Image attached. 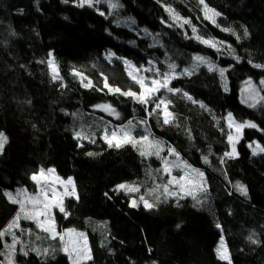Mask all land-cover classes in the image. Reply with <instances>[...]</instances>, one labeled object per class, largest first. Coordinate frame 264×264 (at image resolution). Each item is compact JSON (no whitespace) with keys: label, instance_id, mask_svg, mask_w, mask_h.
I'll list each match as a JSON object with an SVG mask.
<instances>
[{"label":"trees","instance_id":"obj_1","mask_svg":"<svg viewBox=\"0 0 264 264\" xmlns=\"http://www.w3.org/2000/svg\"><path fill=\"white\" fill-rule=\"evenodd\" d=\"M119 2L122 7L113 11L105 3L81 8L73 0H39L38 4L37 0H0V132L8 137L0 155V230L18 211V205L10 203L3 192L15 193L18 188L35 192L30 175L40 167L54 168L59 176L75 181L79 199L66 198L70 215L64 218L57 213L56 223L59 230L73 228L86 234L92 260L85 264H228L216 252L221 236L231 264H264V153L254 156L248 147L255 142L264 146V131L245 128L236 146L238 156L220 163L223 153L230 151L225 119L229 112L237 121H252L264 129V106L250 108L240 98L246 80L258 84L264 79V69L253 67L264 65V0H206L222 14L217 18L220 28L203 19L198 0ZM165 5L190 18L206 39L223 42L218 45L220 51L190 39L189 25L169 27L172 21ZM222 28L233 29L241 39ZM157 40L162 47L152 46ZM108 50L137 66L153 60L161 71L175 63L180 72L195 63L196 55L227 69L221 78L219 72L201 66L193 75L171 82L211 111L179 94H167L179 126L148 118L155 137L205 172L209 195L203 207H193L191 198L179 200L177 206V198H169L151 210L142 204L133 208V194L113 191L120 183L136 182L144 185L141 190L145 192L167 177L155 172L161 167L155 157H141L131 145L109 148L100 138L106 122L119 126L147 118L143 107L130 98L98 90L103 86L101 73L110 85L138 90L123 62L105 57ZM49 52L62 79L53 80L52 69L40 63L50 58ZM73 68L91 79L93 86L83 87L81 78L72 74ZM104 103H111L121 119L94 107ZM81 128L95 132L96 143L77 140L74 133ZM136 131L142 134L141 127ZM89 151L98 155L87 156ZM150 170L156 179L149 177ZM236 182L247 187V196L235 190ZM22 222V228L33 230L30 236L17 231L23 243L28 248L48 249L49 256L44 260L30 251L24 257L19 244L17 264H71L60 251L59 238L48 239L33 222ZM37 234L41 239H36ZM250 235L258 243L249 241ZM5 242L10 244L11 237L0 240V252H6Z\"/></svg>","mask_w":264,"mask_h":264},{"label":"snow or ice","instance_id":"obj_2","mask_svg":"<svg viewBox=\"0 0 264 264\" xmlns=\"http://www.w3.org/2000/svg\"><path fill=\"white\" fill-rule=\"evenodd\" d=\"M38 2L39 0H37V4ZM63 2L69 3V0H63ZM73 2L77 7L81 8L85 6L96 7L101 3L107 4V6L113 11L122 7L119 0H73ZM198 5L201 6L203 19L209 21L217 28H220V25L217 23V18L222 14L209 6L206 0H198ZM96 10L100 12V15H105V12L100 11L99 8H96ZM165 11L169 13V17L172 21V23L168 25L169 27L179 26L183 28L184 25H189L193 33V36L189 37L190 39L195 38L200 43L216 48L217 51H220L218 45L223 44V42L217 41L213 37L206 39L204 36L200 35L197 27L192 24L191 19L182 17L174 8L165 5ZM129 19L131 20V18ZM131 23L134 24L135 21L131 20ZM221 30L230 32L232 35L236 36L237 40L241 39V37L231 28H222ZM145 32L147 33V29H145ZM148 35L152 34L148 33ZM249 35L248 29L244 28V37H248ZM153 39L155 40V37H153ZM152 46L162 47L163 45H160L157 40L156 44ZM229 47L231 46L229 45ZM48 55L50 58L46 61H40V63H47L49 68L52 69L53 80L62 79L59 76L58 66L54 62L55 58L53 54L49 52ZM113 56H115V53L109 52L106 58L111 60V57ZM193 59L195 63L190 67L184 68L180 72H177L178 65L175 63H168V70L161 71V69L156 66V62L152 60L147 62L148 67H137L132 64L131 61L124 60L123 63L127 75L132 81V84L138 86L137 91H133L131 87H129L128 90H122L119 86L110 85L108 83V77L101 73V76L103 77V86L98 90L103 91L104 89H107L109 94H119L130 98L134 103L143 107L147 118L141 119L137 124H134L133 120H128L126 124L119 125L115 128H110V122H106L100 138L109 148L120 149L127 145H131L141 157L146 159L155 157L161 162V167L155 169V172L168 177L162 183H156L154 186L147 187L146 191L143 193H141V188L144 187L143 184L126 182L116 185L115 189H113L114 192L139 194L138 196H134L130 201V206L133 208L142 204L143 207L151 210L152 208L157 207L159 203L166 202L169 198H177V206H180L179 200L191 198L195 202L193 207H203L208 198L209 186L205 173L201 169L193 167L187 160L183 159L176 148L167 145L164 140L155 137L148 124V118L155 117L157 122L162 123L163 125L173 124L177 127L179 126L176 123L177 116L175 112L170 111V107L174 106L173 100L169 98L167 94H172L173 96L179 94L182 99H186L193 104H199L200 108L208 110L206 105L195 100L187 92L172 87L171 82L181 76L193 75L201 66H206L209 71L219 72L221 78H224L227 69L217 67L212 60L205 56L196 55ZM235 59L239 60L240 58L237 56ZM248 62L250 64L252 63L251 60ZM253 67L264 69V65L262 64H254ZM145 73H151V76L145 75ZM72 74L81 78L83 87L88 88L93 86L91 79L84 77L83 74L75 68H73ZM225 90H227V87H225ZM262 92H264V79H261L258 84L254 83L251 79L246 80L245 87L242 89L241 102L247 104L250 108H256L258 104L264 106V103H262L264 102V95L261 94ZM94 107L100 111L106 112L110 116H115L116 119H121L120 113L111 103L99 104ZM225 119L228 125L227 141L230 145V151L224 152L220 157L221 164L225 163V158L233 159L238 156L236 146L242 138V130L244 128H254L264 131V129H259V126L252 121H237L231 112L227 114ZM138 126L142 128V134L137 133L136 130ZM233 129H235V133H233ZM74 135L77 140H88L90 143H96L95 132L89 134L81 128V130L76 131ZM7 143V135L0 132V155L3 154ZM79 146L83 147V144H80ZM248 147L252 149V155L254 156L264 153V146L259 142H255V146L250 143L248 144ZM165 152H167V155H163ZM86 155L95 156L98 154L89 151L86 152ZM204 162L209 163L207 156H204ZM174 172L177 174L174 175ZM147 174L149 177L156 179L151 170ZM29 179L33 182L36 188L35 192H29L27 188H18L15 190V193L8 191L3 192V195L7 197L10 203L18 205V211L8 224L0 230V240H3L5 236L11 237V243L9 244L5 242L3 245L6 252H0V255L5 257L4 260H0V264H17L16 246L18 244L22 245L19 252L20 255L27 257L31 251L35 252L37 256H41L44 260L48 259V249L41 250L38 247L28 248V245L24 244L20 236L17 235V231L29 236L33 234L32 229L21 227V220L33 222L40 232L47 234L46 238L48 239L55 240L59 238L61 243L60 251L69 258L71 264H85L86 261L92 260L91 249L87 243L86 234L71 228L58 231V226L53 214V209H58L60 213L64 214V218H67L68 215H70L65 208L64 200L66 197L79 199L74 179L68 177L65 180L56 175V170L54 168L45 169L43 167H40L37 171L33 172ZM233 187L241 195H248L247 187L242 183L236 182ZM105 195L107 196L108 194L105 193ZM161 197H163V200ZM177 227H179V225H177ZM216 227L221 228V225L217 223ZM253 235L248 237L249 241L252 243H258V241L253 238ZM36 239H41V236L37 234ZM101 246L104 247L105 245L102 244ZM216 252L220 260H226L228 261V264H231L230 254L223 236H221ZM51 258L54 260L55 255L53 254Z\"/></svg>","mask_w":264,"mask_h":264},{"label":"rangeland","instance_id":"obj_3","mask_svg":"<svg viewBox=\"0 0 264 264\" xmlns=\"http://www.w3.org/2000/svg\"><path fill=\"white\" fill-rule=\"evenodd\" d=\"M109 52H111V53H113L112 51H110V50H108V51H106L105 52V57L107 56V54L109 53ZM119 58V60H121L122 62L124 61V60H128V61H131V60H129V59H127V58H124V57H119V56H117L116 54H115V56H113V57H111V60H109L108 58V60L109 61H112V60H114V59H118ZM153 61V60H152ZM132 62V64H134V62L133 61H131ZM124 64V63H123ZM134 65H136V64H134ZM125 66V65H124ZM137 66V65H136ZM156 66H157V64H156ZM137 67H139V66H137ZM144 67H148V65L147 66H144ZM158 67V66H157ZM145 75H149V76H151V73H145ZM255 83V82H254ZM244 87H245V82L243 83V85H242V87H241V94H240V98H241V95H242V89H244ZM262 94V93H261ZM105 104V103H104ZM99 110V109H98ZM110 128H115V127H117V126H115V125H113V124H111L110 126H109ZM245 129V128H244ZM243 129V130H244ZM243 130H242V133H243ZM233 133H235V129H233ZM189 163V162H188ZM193 166V165H192ZM194 167V166H193ZM203 171V170H202ZM204 172V171H203ZM205 173V172H204ZM174 175L175 174H177L176 172H174L173 173ZM56 175H58L57 173H56ZM206 175V174H205ZM59 176V175H58ZM163 176V175H162ZM60 177H62V176H60ZM166 177V176H165ZM62 178H64V177H62ZM168 178V177H167ZM166 178V179H167ZM65 179V178H64ZM66 180V179H65ZM163 181H165V180H163V178H161V180L160 181H158V183H162ZM155 183V181H153V184ZM151 186H154V185H151ZM141 192H142V190H141ZM143 193V192H142ZM139 195V194H138ZM137 194H134L133 193V197L134 196H138ZM66 198H68V197H66ZM66 198H65V200H66ZM161 199L163 200V197H161ZM65 200H64V203H65ZM151 202V201H150ZM57 213H60L59 212V210L58 209H53V214H54V217H55V221H56V214ZM23 222H22V220L20 221V224H21V227L23 226V224H22ZM57 224V223H56ZM68 229H70V228H68ZM71 229H73V228H71ZM58 231H62V230H59V228L57 229ZM78 232H83V231H79V230H77ZM224 237V236H223ZM221 239V238H220ZM220 239H219V241H218V244H217V247L219 246V242H220ZM224 240H225V237H224ZM225 242H226V240H225ZM87 243H88V240H87ZM19 245V244H18ZM18 245L16 246V248L18 247ZM88 245H89V243H88ZM226 247H227V243H226ZM227 249H228V247H227ZM228 252H229V250H228ZM230 254V253H229Z\"/></svg>","mask_w":264,"mask_h":264}]
</instances>
